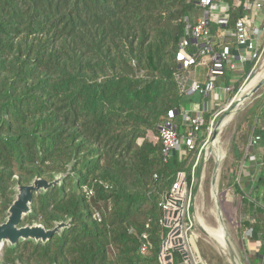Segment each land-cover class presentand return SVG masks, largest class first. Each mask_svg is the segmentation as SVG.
Segmentation results:
<instances>
[{"label": "trees", "instance_id": "1", "mask_svg": "<svg viewBox=\"0 0 264 264\" xmlns=\"http://www.w3.org/2000/svg\"><path fill=\"white\" fill-rule=\"evenodd\" d=\"M225 1L233 27L246 13L239 0ZM201 12L197 0H0V222L18 183L59 174V183L34 194L24 224L68 222L46 243L5 246L3 264H162L163 204L180 172L193 191L217 110L206 111L196 147L184 145L165 163L160 128L168 112H177L182 135L183 110L205 100L183 95L188 73L177 60L185 18ZM255 64L227 69L221 84L236 94ZM262 101L251 112L264 113ZM251 118L238 125L235 160L247 150ZM254 132L264 138L261 126ZM241 197L264 264V208ZM173 258L182 261L179 252Z\"/></svg>", "mask_w": 264, "mask_h": 264}, {"label": "built area", "instance_id": "2", "mask_svg": "<svg viewBox=\"0 0 264 264\" xmlns=\"http://www.w3.org/2000/svg\"><path fill=\"white\" fill-rule=\"evenodd\" d=\"M197 4L202 12L195 20L189 17L185 18V34L179 42L177 51V60L180 67L188 73L183 78L181 90L186 97L202 94L204 97L210 98L212 103L210 107H214L219 105L221 101L226 100L227 94L233 91L234 88L233 86L221 84V80L226 76L227 66L230 65L232 69H235L250 64L253 60L257 62L261 58V49L264 45V17L263 22L255 25L254 15L264 14V0H239L238 4L242 5L246 14L240 17L233 27L230 26L231 19L228 12L230 7L225 0H197ZM214 25L217 27V35L214 33ZM231 42L235 43L238 54L234 52ZM199 68L206 69L205 81L190 77V72ZM207 107L197 110H183L182 120L187 125V129L182 135L179 133L176 123L177 112L174 110L168 112V118L160 128L162 155L165 163L177 151H182L184 145L190 149L196 147L198 134L205 121ZM260 139L259 135L252 136L250 146L257 145ZM248 155L251 156L252 160L258 159L256 153ZM196 165L197 163L194 170L197 169ZM92 194V191H88V195ZM167 195L173 200H168L166 196L163 204L165 210H173L176 208L174 205L175 200H183L181 216L167 215L164 216L163 222L166 225L167 222L173 220L175 225L182 226L185 245L189 252V261L182 257V261L176 263L173 258L172 246H165L161 250V262L162 264H168L166 256L171 254L172 264H199L200 260L198 261L195 256H192L187 243L192 224L190 212L187 214L186 208L191 205L192 195L188 191L184 172L178 174L177 180ZM170 231L171 228H169L168 235ZM145 237L147 236L145 235ZM148 247L149 243H144L141 252L145 253Z\"/></svg>", "mask_w": 264, "mask_h": 264}, {"label": "rangeland", "instance_id": "3", "mask_svg": "<svg viewBox=\"0 0 264 264\" xmlns=\"http://www.w3.org/2000/svg\"><path fill=\"white\" fill-rule=\"evenodd\" d=\"M257 43V41H256ZM264 65V45L261 49V58L256 62L253 74L255 75ZM244 66H239L238 68L232 69L230 65L227 66V69H231L234 72L242 70ZM255 71V72H254ZM252 74V75H253ZM253 75V76H254ZM251 76V75H250ZM247 80V79H246ZM243 83V85L246 83ZM264 80V77L261 81ZM242 85V87H243ZM234 90L227 94L226 100L221 101L217 107L216 112L214 113L213 123L211 125L208 138L206 143L211 140V135L213 130L217 127V123L221 116L224 113L226 107L230 102L235 98L236 94H233ZM264 102V85L256 91L251 98L246 100L236 111V116L233 122L227 127H222L218 132L214 141H217L218 138H222L223 145L227 147V155L220 164L218 176H217V198L221 205V210L225 224L227 225L228 231L232 236V239L236 243L238 248L239 258L244 262V264H262L261 258L257 255V252L260 249V241H254L252 238L251 227L246 224L245 221L254 223V219L247 213L242 212L241 210V195L250 196L251 201H258L259 205L264 208V196L256 197L255 194L251 193V189H246L245 193H238L234 191L233 187L230 186L229 181L233 172L240 174L245 172L248 169V165L244 162V159L239 161L237 165L234 163V152H233V142L235 137L238 135V125L241 121H244L249 116H252L251 120L246 123L243 131L248 136V144L252 136L257 135L254 130L256 127L262 125L261 122H264V113L260 108H257L251 112V109L254 107L258 101ZM209 103V109L212 106L210 98H206ZM245 106V107H244ZM241 111V112H240ZM260 114V116H259ZM247 121V120H246ZM214 134V132H213ZM222 135V136H221ZM150 138L154 136L150 135ZM213 142V140H212ZM205 143V144H206ZM203 145L200 154L197 157V170L199 175L194 178V189L191 193L192 201L191 208L187 206L186 213H189L190 209V219L192 228L188 233L187 243L192 256H195L196 260H200L199 264H230L229 254H222L219 252L218 248L213 243L212 239L204 231L202 225L199 221L194 219V213H198L201 216V219L207 222V224L216 226L217 220L214 215V211L217 210V203L213 196V185L212 179L214 174V167L216 160L212 156V150H209L207 159H205L202 164H200V157L204 149ZM213 147V145L211 146ZM254 150L251 148L246 150L245 153L252 154ZM211 156V157H210ZM247 157V155H246ZM208 160V162H207ZM261 161V160H260ZM205 169V170H204ZM203 171L202 173L200 172ZM206 174V175H205ZM242 179V178H240ZM203 181V182H202ZM243 181H241V185ZM199 186V187H198ZM202 186V188H200ZM214 206V208H213ZM212 208V209H211ZM215 219V220H213ZM216 222V223H215ZM215 223V224H214ZM199 226V227H198ZM201 229V230H200ZM211 240V242L209 241ZM2 259V257H1ZM0 259V263L2 260ZM254 262V263H253ZM232 264V263H231Z\"/></svg>", "mask_w": 264, "mask_h": 264}, {"label": "water", "instance_id": "4", "mask_svg": "<svg viewBox=\"0 0 264 264\" xmlns=\"http://www.w3.org/2000/svg\"><path fill=\"white\" fill-rule=\"evenodd\" d=\"M254 75V74H253ZM249 76L246 80V83L240 90L237 92L235 98L230 102V104L224 110L223 115L219 119L217 123V127L213 130L214 137L213 142H215V138L218 135L220 129H222V125L224 120L233 112L237 111L239 106L242 105V102L239 99V95L243 88L252 80L255 76ZM264 85V80L260 81L253 90V94L258 91ZM220 164L216 161L214 167V174L212 179V185L216 182L217 173L219 171ZM64 174H59L55 176V179L52 182H47L46 180L35 177L29 184L23 185L18 183L14 188L13 200L9 205L8 210L6 211L5 219L0 222V259L2 257L3 250L5 246L16 247L19 242L24 241H33L35 243L44 242L46 243L51 237L56 235L63 229L68 222H58L55 227L48 229L43 224L39 222L33 223H25L26 218L32 213L33 207L32 203L34 200V194H39L42 191H46L49 187L55 186L62 179ZM218 194V190H217ZM168 200H173L169 195H167ZM218 199V198H217ZM192 201V198H191ZM217 204V212L220 217L223 219V214L221 210V205L219 200L216 202ZM174 205L176 208L173 210H165V216L174 215L177 217L182 214V206L183 200L177 199L175 200ZM191 208V205H190ZM168 221V219H166ZM166 221V222H167ZM166 226L171 228V231L168 237L163 241L161 250L164 249L165 246H172V250L174 252H179L183 259L189 261V252L185 245V238L183 236V230L181 225H175V221H169L166 223ZM204 231L208 232L204 229ZM172 255L168 254L166 256V260H168V264H172L171 261ZM231 260L233 264H244V262L239 258H236L234 255L231 256ZM3 264V263H0ZM21 264V263H18Z\"/></svg>", "mask_w": 264, "mask_h": 264}, {"label": "bare ground", "instance_id": "5", "mask_svg": "<svg viewBox=\"0 0 264 264\" xmlns=\"http://www.w3.org/2000/svg\"><path fill=\"white\" fill-rule=\"evenodd\" d=\"M263 77H264V65H263L262 69H260V71H258L255 74V76L252 78V80L241 91V93L239 95V99H240L241 102L243 101L242 104L244 102H246V100L251 98V96L253 95L254 87L263 79ZM239 109H241V108H239ZM235 116H236V111H233L224 120L222 126L227 129V127L233 122ZM213 137H214V134L212 132L211 140H209L205 144L204 149L202 151V154H201V157H200V162H199L200 164H202V162L205 159H207L206 157H207L210 149L212 150V156L215 157L214 159L217 162H219V164L222 163V161L224 160V158L227 155V152H228L227 151V147L226 148L224 147L222 138H218L217 141L212 142ZM212 145H213V147H211ZM207 162H208V160H207ZM200 172L202 173L203 171L200 170ZM217 176H218V173H217ZM200 188H202V186ZM213 196L215 198V201L217 202V200H218L217 199V177H216V182L213 184ZM213 208H214V206H213ZM214 215H215L216 220H217L216 226H212V225L207 224V222H205L204 220L201 219V216L198 213L197 214L194 213V219L196 221H199L200 224L202 225L203 229H205L208 232L209 237L212 239L213 243L218 248L219 252L221 251L222 254H229L228 257H229V259H230V261L232 263L231 256L234 255L237 258L240 255V253L238 255V248L236 246V243L232 239L231 234L228 231V228H227V225L225 224L224 218L222 219L220 217V215L218 214L217 210L214 211ZM213 220H215V219H213ZM209 241L211 242V240H209Z\"/></svg>", "mask_w": 264, "mask_h": 264}, {"label": "crops", "instance_id": "6", "mask_svg": "<svg viewBox=\"0 0 264 264\" xmlns=\"http://www.w3.org/2000/svg\"><path fill=\"white\" fill-rule=\"evenodd\" d=\"M263 17H264L263 13H258L256 15H254L255 25L259 24L260 22H263ZM233 50L236 54H238V49L236 48L235 45H234ZM190 77L197 78L201 81H205L206 69L199 68V69L192 70L190 72ZM204 98H205V100L203 101V104H201L200 106L195 105L193 110H197L199 108H204V107H207L209 105V103L207 102L208 100H206L207 97H204ZM207 110H209V106L207 107ZM261 124L262 125H260V126L264 129V122L262 121ZM250 148L252 150H254L253 153L257 154L258 159L252 160L250 158L251 156H249L248 153L247 154L245 153L244 156L240 160L234 159V163L236 165H237V163H239V161L244 159V162L248 165V169L245 170V172H241L240 174H237L236 172L232 173L230 181L232 179H234L237 183V187L234 186V184H231L230 181H229V184L231 187H233L234 191H237V188H239L240 192H238V191L237 192L240 193V195H241V192L245 193L246 189H251V193L255 194L256 196H259V198H260V197L264 196V187H262L258 184L260 177L264 176V170H263L264 169V138L261 139L258 142V144L255 145L254 147L250 146V142H249V144L247 146V150ZM246 155H247V157H246ZM198 175H199V172H198ZM240 178H242V179H240ZM241 181H243L242 185H241ZM241 203H242V200H241ZM189 212H190V209H189ZM252 235H253V231H252ZM260 245H261V241H260Z\"/></svg>", "mask_w": 264, "mask_h": 264}]
</instances>
